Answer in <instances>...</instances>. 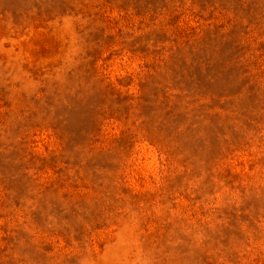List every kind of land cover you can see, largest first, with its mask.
I'll list each match as a JSON object with an SVG mask.
<instances>
[{"label": "rangeland", "instance_id": "1", "mask_svg": "<svg viewBox=\"0 0 264 264\" xmlns=\"http://www.w3.org/2000/svg\"><path fill=\"white\" fill-rule=\"evenodd\" d=\"M0 264H264V0H0Z\"/></svg>", "mask_w": 264, "mask_h": 264}]
</instances>
